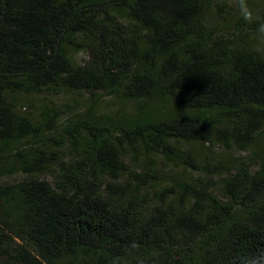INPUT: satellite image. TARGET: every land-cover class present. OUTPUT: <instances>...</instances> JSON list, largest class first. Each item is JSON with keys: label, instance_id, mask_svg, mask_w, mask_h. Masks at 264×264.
I'll list each match as a JSON object with an SVG mask.
<instances>
[{"label": "trees", "instance_id": "1", "mask_svg": "<svg viewBox=\"0 0 264 264\" xmlns=\"http://www.w3.org/2000/svg\"><path fill=\"white\" fill-rule=\"evenodd\" d=\"M216 8L213 0H0V179L29 178L0 184L8 264H264V49L254 47L264 28L243 16L224 33L226 5ZM72 52L87 62L76 66ZM62 91L91 95L82 110L45 103L36 116L22 112L20 97ZM96 91L133 112H99ZM215 144L254 149L261 167L251 176L242 166L224 182L226 203L156 171L161 163L229 174L226 163L203 167L193 153ZM64 147L76 155L70 162ZM49 173L52 182L38 180ZM101 177L110 179L103 187ZM165 179L149 213L141 192Z\"/></svg>", "mask_w": 264, "mask_h": 264}, {"label": "rangeland", "instance_id": "2", "mask_svg": "<svg viewBox=\"0 0 264 264\" xmlns=\"http://www.w3.org/2000/svg\"><path fill=\"white\" fill-rule=\"evenodd\" d=\"M214 5L217 7L215 10L219 11L221 6L226 5L225 9H222L225 12L226 17L228 18L227 23L220 22L219 29L226 33V29L234 24V20L241 18L243 16H249V23L251 25H258V29L263 30L264 28V0H243L242 4H240L239 0H213ZM220 12V11H219ZM219 16V15H217ZM216 21V20H215ZM228 26V27H227ZM256 49L263 50L264 49V34L257 36V40L254 46ZM71 58L73 64L76 66H83L85 62H87L88 57L84 52H72ZM97 94V99H99L98 108L101 113H109L114 114L117 111L122 110L126 114H131L134 110V106L129 104L128 102L121 103L118 100H115L113 97L109 95L102 94L100 91L93 92ZM91 93H76V92H66L62 91L59 93L53 94H39L34 95L30 99L26 101L23 97H20L21 105L25 106V109L22 112H31L34 115H37V110L40 106L45 103H51L55 106H69L73 108H78V110H82L83 107L87 104L90 99ZM63 121V120H62ZM63 122H60L62 124ZM170 143L180 149L187 151L188 148L185 145L178 144L176 142L170 141ZM41 146V143H38ZM26 146V144H25ZM41 148V147H38ZM257 149H264V145H260ZM193 153L195 154L196 159L201 163L203 167H219L220 164L226 163L227 167L230 170L229 174H226L222 171L219 173H215L213 177H208L203 171L200 172H187L181 167H168L167 165L159 164L156 169L157 172L164 175L165 178L171 175L173 178L182 179L184 177L188 178L191 182L197 183V186H201L202 189H206L209 194L218 198L221 202H228L229 195L224 193L225 183H232L237 179L238 170L242 166H244L249 175H254L261 168L258 166V161L254 158V149H250L248 152L238 151L235 147L227 148L223 144H215L213 146H207L205 148L201 146H192ZM61 154H63V162L72 161L76 155L73 152L70 153L66 147L61 150ZM159 161V160H157ZM126 166L131 168V171L135 173H141L142 169L140 167H134L130 165L129 158H125ZM53 169L57 172L60 168L59 165H55ZM29 180L28 177L23 176L21 174H15L10 177L0 179V184L4 186L15 185L17 183L27 182ZM39 181L52 182L53 178L51 173L49 175L43 176L38 179ZM110 179L107 177L100 178V184L105 186L106 182ZM164 183L160 185L151 186L150 188L143 190L141 193L145 195L146 202L145 208L149 213L153 212L155 208H159V203L154 197V192L162 190L168 186V182L170 180H163ZM129 182V178L126 175L120 176L117 183L120 185H124ZM103 194L106 195L105 188H102ZM245 194V189L241 194ZM241 196V195H240ZM242 197V196H241ZM242 202V203H241ZM239 204V205H238ZM243 204L242 200H238L236 206V213L241 211V207ZM11 249L15 248V245L12 244L9 246ZM12 253V252H11ZM9 260L5 257V253L0 250V264H8Z\"/></svg>", "mask_w": 264, "mask_h": 264}]
</instances>
